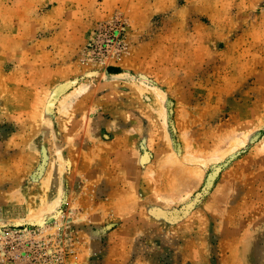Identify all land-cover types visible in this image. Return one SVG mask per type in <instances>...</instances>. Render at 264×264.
<instances>
[{"label": "rangeland", "instance_id": "rangeland-1", "mask_svg": "<svg viewBox=\"0 0 264 264\" xmlns=\"http://www.w3.org/2000/svg\"><path fill=\"white\" fill-rule=\"evenodd\" d=\"M108 1L0 0V264H264V0Z\"/></svg>", "mask_w": 264, "mask_h": 264}, {"label": "built area", "instance_id": "built-area-1", "mask_svg": "<svg viewBox=\"0 0 264 264\" xmlns=\"http://www.w3.org/2000/svg\"><path fill=\"white\" fill-rule=\"evenodd\" d=\"M103 36L104 39L100 45L96 46L94 55L98 54L105 57L112 52L120 54L125 50L126 26L123 21L115 26L105 28V34Z\"/></svg>", "mask_w": 264, "mask_h": 264}, {"label": "crops", "instance_id": "crops-1", "mask_svg": "<svg viewBox=\"0 0 264 264\" xmlns=\"http://www.w3.org/2000/svg\"><path fill=\"white\" fill-rule=\"evenodd\" d=\"M117 3L124 5L129 9L130 13L133 15L136 13V10L139 8H143L145 6L146 0H109L107 4V8H112ZM143 5V6H142ZM139 9V10H141Z\"/></svg>", "mask_w": 264, "mask_h": 264}, {"label": "bare ground", "instance_id": "bare-ground-1", "mask_svg": "<svg viewBox=\"0 0 264 264\" xmlns=\"http://www.w3.org/2000/svg\"><path fill=\"white\" fill-rule=\"evenodd\" d=\"M75 83H72L71 85H74ZM81 88L80 89H78V90H76L72 95H70L69 97H68V101L69 100H73V98L75 97V96H77L78 94H80L81 93ZM241 146H243V142H239L238 144H236L235 146H233L232 148H231V150L229 151V154H232V153H234V152H236ZM227 155V154H226ZM220 159V158H219Z\"/></svg>", "mask_w": 264, "mask_h": 264}, {"label": "trees", "instance_id": "trees-1", "mask_svg": "<svg viewBox=\"0 0 264 264\" xmlns=\"http://www.w3.org/2000/svg\"><path fill=\"white\" fill-rule=\"evenodd\" d=\"M110 72L114 74H118L121 72V70L119 68H110Z\"/></svg>", "mask_w": 264, "mask_h": 264}]
</instances>
